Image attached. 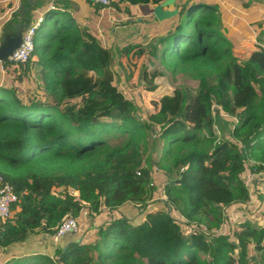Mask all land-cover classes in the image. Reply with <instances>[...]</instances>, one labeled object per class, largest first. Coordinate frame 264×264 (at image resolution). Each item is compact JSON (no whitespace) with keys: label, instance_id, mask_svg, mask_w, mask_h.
<instances>
[{"label":"trees","instance_id":"trees-1","mask_svg":"<svg viewBox=\"0 0 264 264\" xmlns=\"http://www.w3.org/2000/svg\"><path fill=\"white\" fill-rule=\"evenodd\" d=\"M233 1L190 0L177 24L147 49L120 50L130 65L136 59L133 70L149 56L141 80L152 68L151 78L181 73L197 82L176 86L147 119L118 87L112 49L85 40L71 19L49 32L41 25L28 63H3L19 81L31 79L32 68L40 70L36 79L50 101H27L0 86V176L18 197L0 228V247L9 251L38 233L53 236L69 217L78 221L85 212L93 218L135 205L143 210L138 224L117 217L92 228L96 240L69 235L68 249L58 252L63 262L264 264V222L240 223L236 237L228 216L238 206L253 209V200L264 217V193L257 195L255 179L247 177L264 173V44L245 59L236 55L224 33L233 30L227 20ZM58 56L76 63L56 67ZM209 72L216 84L209 83ZM164 170L162 188L152 186L155 171ZM250 244L256 256L250 257ZM4 264L53 262L39 254Z\"/></svg>","mask_w":264,"mask_h":264},{"label":"crops","instance_id":"crops-1","mask_svg":"<svg viewBox=\"0 0 264 264\" xmlns=\"http://www.w3.org/2000/svg\"><path fill=\"white\" fill-rule=\"evenodd\" d=\"M29 1L30 0H0V45L4 36L11 32V25L17 23V17L14 16L15 10H17L20 5H24L25 8H31L32 5ZM166 1L169 0H165L163 3ZM189 1L190 0H173V3L165 9L179 10L181 12L184 5ZM34 3V12L30 15V21L26 24L27 27L31 22L43 17L44 32H49V27H46L47 20L54 21L55 16L66 15L69 19L73 20V24L77 26L85 40L96 41L99 45L112 49L115 54L128 46L141 45L143 48L147 49L157 37L166 35L172 28L171 19H169L170 21L166 20L160 22L155 18L154 9L158 5L153 4L146 5L147 12L133 14L132 8L129 7L131 4L126 0H112L110 7H101L89 3L88 0H34ZM122 6L124 7L123 11L120 9ZM52 7H54V9ZM51 12L53 14H50ZM58 21L59 20H56V23ZM58 24L61 25L60 22ZM151 29H156L157 31H154L156 33L151 34L150 32L153 31ZM150 34L152 36H150ZM120 55L121 60L124 61L125 59H128L125 55L121 53ZM146 58L148 60L149 56H145L144 59ZM52 62L56 67H67L74 65L76 60L73 57L58 56L53 58ZM0 65H2L1 62ZM35 70V68H32V72H35ZM37 72H40V70H37ZM19 75H21L20 72L18 73V76ZM33 76H35L34 73ZM8 78L7 75L5 77V73L2 71L0 72L1 82L4 81L3 83H7ZM38 79L39 76H37V81ZM23 80L20 82H23ZM247 177L248 182L255 179V188L258 189L257 195L261 194L264 190V173L260 174L258 178L253 177L251 174L247 175ZM162 178H164V176ZM250 203H254V201L252 200ZM237 209L241 210V207L238 206L231 210L238 211ZM117 217H126L131 220L133 224H138L143 219V210L135 205H125L117 211H103L102 216H95L93 217L94 219L89 215H84V220L80 222V230L78 224V231L73 233V235L80 233L86 238L88 235L91 237L94 235L96 240L97 232L93 231L92 228L102 226L111 218ZM1 226L2 224L0 222V228ZM69 235L65 236L58 244H56L54 242V235L49 236L38 233L31 235L27 242L14 245L9 251H5L4 248L0 247V264L6 263L14 256L24 258L39 254H44L49 257L57 255L61 248L67 247L68 249L69 243L74 238L72 237L73 235L70 237ZM5 258H7V260L3 263V259Z\"/></svg>","mask_w":264,"mask_h":264},{"label":"rangeland","instance_id":"rangeland-1","mask_svg":"<svg viewBox=\"0 0 264 264\" xmlns=\"http://www.w3.org/2000/svg\"><path fill=\"white\" fill-rule=\"evenodd\" d=\"M236 3L239 4H247V8H241L240 6L235 7ZM118 5V4H117ZM229 12L227 20L230 22V26L233 28L232 31H225L224 33L230 38L232 43L234 44L236 55L240 59H245L252 50L256 48L257 45L264 44V0H240L233 1L229 3ZM132 8V13L136 14L138 12L144 13L147 12L146 5L139 6H129ZM122 11L124 7L120 8ZM69 17L64 16H55V20H47L46 27H53L56 23V20L61 22L68 21ZM173 19V27L177 24L179 20V15L171 18ZM170 21V20H169ZM168 21V23H169ZM160 29V28H159ZM151 34H154L157 31L156 29H151ZM229 32V33H228ZM150 34V36H152ZM239 34V35H238ZM115 68H116V83L120 90L124 91L127 97L131 98L133 102L139 107L138 114L141 115L144 119H147V116L150 112L155 111V102H158L165 95H172L176 86L180 84H188L190 86H197V82L186 79L181 73H176L172 75L171 73L166 76H158L156 78H151L149 75L153 73L152 68L149 71V75L147 80H141L140 72L142 66H144L148 60L147 58L139 61L140 67L133 70V63L136 59L133 58L132 64L130 65V61L125 59L121 60L120 52L115 54ZM5 67V66H4ZM3 65H0V72L5 73V77L7 75L8 80L7 83H3L4 81H0L2 86L17 89L16 93L23 97L24 100H32V99H42L46 101H50L49 97L45 94L43 90V82L36 79V75L39 73L37 71L32 72L35 76H32L31 79H25L23 82L17 80V77L14 78L7 69L4 68ZM161 66H159V70H161ZM209 83L216 84L215 75L213 72H209ZM39 82V83H38ZM3 83V84H2ZM151 88H155V90H151ZM161 148L156 151V155L154 156V161H159L161 158ZM153 157V152L150 151L147 154V160L150 162V157ZM158 167V166H157ZM155 166V170H157ZM159 168V167H158ZM159 171L160 168H159ZM163 173V174H162ZM162 173L156 172V177L158 181L154 182L152 186L158 188H162L165 183L162 181L161 177L167 176L168 172L166 170L162 171ZM161 176V177H160ZM160 180V181H159ZM168 180V179H167ZM165 180V181H167ZM162 184V185H161ZM263 188V187H262ZM257 192L258 189L255 188ZM264 193V190L262 191ZM251 202V201H250ZM263 203V202H262ZM253 207V210H239L238 211H230L228 216L230 218V226L234 230L233 234L237 236L240 235L242 222H252L256 226H259L264 222V217L259 211V208L254 203H250ZM151 208H154V205H151ZM84 219L78 220L79 222ZM78 222V224H79ZM81 225L79 224V230ZM232 234V235H233ZM233 235V240L236 238ZM253 244H250V257L256 256V253H252ZM205 258V256H203ZM7 260V258L3 259V263ZM2 261V260H1ZM253 264H259V262H253Z\"/></svg>","mask_w":264,"mask_h":264},{"label":"built area","instance_id":"built-area-1","mask_svg":"<svg viewBox=\"0 0 264 264\" xmlns=\"http://www.w3.org/2000/svg\"><path fill=\"white\" fill-rule=\"evenodd\" d=\"M92 2L101 7H110L112 0H92ZM54 9V7H52ZM43 17L31 22L26 30L23 32L22 44L15 52L9 56L8 61L3 63H10L14 65L26 64L30 61L36 46V35L38 29L43 24ZM1 62V64L3 65ZM4 67V65H3ZM5 68V67H4ZM236 121H238L236 119ZM219 143V139H218ZM140 175V173H138ZM18 201V197L15 194L14 187L6 182L3 177L0 176V222L5 224L9 221L12 214V206ZM85 215L87 213L85 212ZM78 231V222L74 217H69L62 225L59 226L55 233L54 242L58 244L65 236L73 234ZM51 260L53 264H65L61 257L52 255Z\"/></svg>","mask_w":264,"mask_h":264},{"label":"water","instance_id":"water-1","mask_svg":"<svg viewBox=\"0 0 264 264\" xmlns=\"http://www.w3.org/2000/svg\"><path fill=\"white\" fill-rule=\"evenodd\" d=\"M31 8H25L24 5H20L14 12L17 23L11 25L12 29L10 33H7L0 45V62L8 61L16 49L22 44L23 32L26 30L27 22L30 21V15L34 12L35 3L34 0H30ZM173 3V0L166 1L162 5H158L154 9V16L160 22L169 20L178 16L179 10H166L165 8ZM67 247L65 248V251Z\"/></svg>","mask_w":264,"mask_h":264}]
</instances>
